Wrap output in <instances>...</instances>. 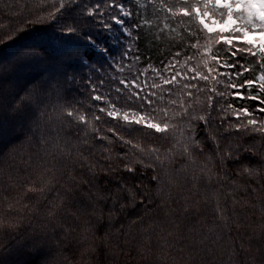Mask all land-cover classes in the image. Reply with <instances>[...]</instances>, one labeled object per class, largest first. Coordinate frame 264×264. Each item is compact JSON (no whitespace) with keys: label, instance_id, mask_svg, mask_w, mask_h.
<instances>
[{"label":"snow or ice","instance_id":"snow-or-ice-1","mask_svg":"<svg viewBox=\"0 0 264 264\" xmlns=\"http://www.w3.org/2000/svg\"><path fill=\"white\" fill-rule=\"evenodd\" d=\"M173 20L187 42L139 67ZM35 25L56 55L0 58V264H264V0H40L0 47Z\"/></svg>","mask_w":264,"mask_h":264},{"label":"trees","instance_id":"trees-1","mask_svg":"<svg viewBox=\"0 0 264 264\" xmlns=\"http://www.w3.org/2000/svg\"><path fill=\"white\" fill-rule=\"evenodd\" d=\"M131 2V0H130ZM25 6H27L29 9H38L40 7V0H0V18H5L8 16H13L16 13L23 11ZM172 28L175 29L174 32H170L164 39V41H156L152 38L151 34L147 31H145L144 34H142L140 41H138V47L140 48V51L142 53V63L138 65L139 67H144L146 63L149 61V58L151 59V62L153 64H158L160 59L163 58V56L168 55L167 49L169 46H173L172 50H177L175 45H180L183 42H187V34H188V28L189 25L186 22H181L178 20H173L171 22ZM154 31V29H153ZM78 43L79 45H83V41L74 42ZM47 48L48 51L52 55H56L59 50V45H57L54 41V38L52 36V29L49 25H35L32 27L27 28L24 32L20 33L14 40L9 42L6 46L0 47V58H11L12 56L16 55L17 53L23 51L26 48ZM112 54H117V48H112ZM92 53L89 52V55ZM87 72V69H84L81 71L80 75L84 76ZM96 75H99V73H96ZM18 76L23 79L26 78L25 72L23 69H21L20 73H18ZM204 97L201 96V100H203ZM250 108L256 107L257 102L254 101H248ZM17 144L20 142L17 141ZM37 150L36 145H24L21 149V155H24L25 158H27V153L35 152ZM174 168H178L179 165H174ZM178 182L183 183L182 177H177ZM190 186V185H189ZM212 223L211 218H208L205 222V224H195V222H185L183 224H180V230L183 231L185 234H189V229L192 227L197 228H205L206 226H210ZM260 223V217L259 212H257L255 215H252L250 217V228L249 233L252 232V229H257L258 234V225ZM125 224H127V221H125ZM107 221L101 222L100 225H98V230L96 232L97 236H103L105 234ZM119 224H116L115 227L112 229L115 231L116 228H119ZM167 230H172V227L168 226L167 224L163 225ZM144 227H147V224L144 225ZM159 232V228L156 229V232L149 233L140 232L139 228H136L134 226L133 228V234L137 236L147 237L151 236L150 244L153 246V251H156V246L159 244H163V240L159 239V236L156 234ZM166 235V232L164 233ZM171 239V238H169ZM66 255H68L71 258V253L66 252ZM151 255V254H149ZM203 255V253H201ZM81 257L79 253H77L75 259L79 260ZM43 259V254L38 253L34 255L31 258V264H40V261ZM85 260L90 259L89 257H85Z\"/></svg>","mask_w":264,"mask_h":264},{"label":"rangeland","instance_id":"rangeland-1","mask_svg":"<svg viewBox=\"0 0 264 264\" xmlns=\"http://www.w3.org/2000/svg\"><path fill=\"white\" fill-rule=\"evenodd\" d=\"M217 27H219V25H217Z\"/></svg>","mask_w":264,"mask_h":264}]
</instances>
